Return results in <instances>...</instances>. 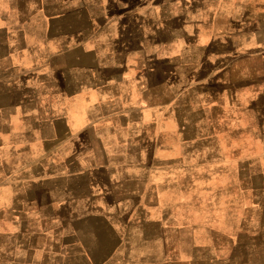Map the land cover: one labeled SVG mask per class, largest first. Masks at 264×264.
<instances>
[{
	"label": "crops",
	"instance_id": "crops-1",
	"mask_svg": "<svg viewBox=\"0 0 264 264\" xmlns=\"http://www.w3.org/2000/svg\"><path fill=\"white\" fill-rule=\"evenodd\" d=\"M232 6L242 10L237 16L246 22L244 27L258 26L259 42H264V0H232ZM120 10L117 2L107 0H0V189H9L0 214L10 218L0 232L11 234L0 243V264H170L97 260L91 235L110 232L120 244V234L129 227L137 237L154 241L149 233L162 234L167 224L146 211L137 223L125 224L128 209L137 210L140 201L163 199L161 191H170L171 184L166 169L187 164L199 170L218 168L219 150L213 145H195V155L188 158L186 145L172 157L168 144L158 156L163 145L157 140L163 135L156 130L170 120L176 96L171 73L168 68L160 76L151 59L155 54H148L147 45L155 43L148 26L155 19H142L146 37L142 35L140 46L139 19L124 20ZM245 16L250 20L244 21ZM186 67L187 74L194 73L188 80L202 69ZM259 72V80L243 77L236 85L232 79L224 83L228 105L241 104L249 111L258 104L264 120L263 68ZM213 81L218 84L212 78L208 94L197 83L180 84L181 92L195 87L189 105L210 124L212 136L215 118L209 111L218 105ZM251 84L258 93L250 91ZM235 92L242 101H234ZM35 215L40 221L28 223ZM167 216L162 210V218ZM206 227L214 238L203 244L189 241L192 251L180 264H235L234 251L240 249L243 264H249L251 248L264 244V237L257 242L240 237L249 227ZM197 228L191 225L190 233ZM40 234L51 235V241L43 242ZM81 250L86 260H68Z\"/></svg>",
	"mask_w": 264,
	"mask_h": 264
},
{
	"label": "rangeland",
	"instance_id": "rangeland-1",
	"mask_svg": "<svg viewBox=\"0 0 264 264\" xmlns=\"http://www.w3.org/2000/svg\"><path fill=\"white\" fill-rule=\"evenodd\" d=\"M107 1H115L122 7L121 12H118L124 20L139 19L137 42L140 46L141 39L146 37L141 34L143 32L141 27H144L141 25L142 19H155L154 24L149 23L150 27L148 26V34L155 42L154 46L149 47L150 42L147 45L148 54L150 56L151 53L155 54L151 59L160 76L169 68L173 85L172 95L176 94L174 102L172 101L170 120L158 124L156 130L163 135L157 140V143L163 145L161 151L157 153L158 156H162L163 151L168 149V144L172 147V157L178 156L180 146L186 145L188 148L185 154L188 158L195 155L193 153L195 145H213L219 150V165L218 168L201 170L189 164L182 168L166 169L171 182L170 191H161L160 196L163 199L138 202L137 210L134 207L128 209L129 215L124 216V221L125 224L130 221H133L132 224L137 223L142 218L141 213L146 211L152 219L167 224V230L162 234L150 232V236L154 235V241H151L141 238L140 234L137 237L128 227L120 234V244L114 243L116 238L113 233L95 234L99 235L97 238L92 234L90 245L94 258L170 260V264H180L179 260H184L192 251L189 248V241L203 244L209 242L211 237L214 238L206 227V224L210 223L219 224L220 227L233 223L235 226L249 227V232L240 234V237L244 236L252 242L262 241L264 187L260 185L262 177L259 172L260 170L264 172V120L258 115V104L252 105L249 111L241 104L228 105L224 83L232 79L236 85L243 77H250L249 80L252 81L260 79L258 75L262 68L264 71V56L259 55V51H264V42H259L255 31L258 26L251 24L249 28L244 27L246 22L241 23V15L237 16V12L242 10L233 9L232 0ZM250 11L248 14L252 17ZM233 14L237 20L234 17L230 19ZM248 20L250 17H246L244 21ZM162 23H165V28H170L169 34L163 31ZM194 64L202 66V69L195 74V79L193 76L188 80L194 73L191 71L187 74L188 71L183 70V67ZM232 67L234 72L229 70ZM212 78L218 79L216 86L213 81V92L217 93L218 105L209 111L215 118L212 122L215 133L213 136L210 124L201 113H194L198 111L194 105H189L195 99L193 94L195 87L186 92L180 91L183 88L180 86L181 83L183 85L189 83L188 86L190 83H197L196 85L208 94ZM251 85L250 91L253 94L258 93L259 90ZM240 96L239 92H235L234 101H242ZM175 163L172 162V166ZM154 171L158 176H164V170ZM29 176L31 174L28 172L27 177ZM8 193L9 189H0V207L6 203L3 199ZM162 210L168 213L165 219L162 218ZM110 211L113 212V208H110ZM212 211L217 215L212 217ZM9 219L0 214V230L8 228ZM27 219L28 223L32 224L40 221L39 215ZM189 225H197L198 228L190 233ZM49 234H40L43 238L41 240L49 243L51 241ZM10 235L8 232H0V243H6ZM79 235L83 237V233ZM161 235H164V239ZM214 235L218 237V234ZM84 250L76 251L75 258L68 260H86L82 257ZM251 251L249 264H264V244L261 247L258 245L252 247ZM234 253L235 264H243V250H236Z\"/></svg>",
	"mask_w": 264,
	"mask_h": 264
}]
</instances>
